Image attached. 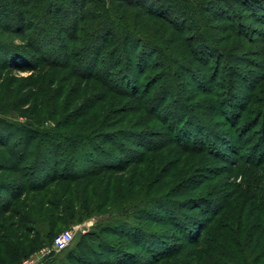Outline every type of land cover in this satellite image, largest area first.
I'll return each mask as SVG.
<instances>
[{
  "label": "trees",
  "instance_id": "trees-1",
  "mask_svg": "<svg viewBox=\"0 0 264 264\" xmlns=\"http://www.w3.org/2000/svg\"><path fill=\"white\" fill-rule=\"evenodd\" d=\"M64 1L66 8L54 4L60 3L59 0H54V3L15 0L13 6L4 9L6 18L0 25L20 27L19 23L23 24L25 20L23 9L26 5L38 11L40 17L44 16L45 10L55 9L54 18L58 21L64 9L67 17L61 24L60 34L51 35L43 28L42 34L49 40L36 41V49L48 58L53 53L50 57L56 59L57 52L65 47L67 51L61 53L66 60L64 64L71 69L75 62L74 51H77L71 42L82 41L77 35L79 24L87 21L82 57L77 60L78 68L73 67L76 72L81 71V77L76 81L77 99H80L81 106L75 110V116L69 117L72 121L82 117L79 125H89V131L69 132V135L55 132L43 136L32 122L26 121L23 125H16L24 131L22 146L25 150L30 149L37 137L48 136L55 140L56 145L65 147L68 155L71 147L77 143L82 145L84 140L76 142L77 138L87 137L91 149L83 148L81 152L91 161V157L96 155L94 151H98L105 159L101 167L105 170L135 162L150 151L157 152V157L152 156V159H156L160 166L153 170V179L159 180L158 183L174 161L188 165L190 160L184 153L195 155L190 156L194 164L191 172L201 169L202 181H211L204 180L211 178L203 175L207 168L196 163L204 159L209 162L212 157L224 165L214 166L216 169L230 170L234 175L243 173L242 180L233 181L232 196L227 192L217 200L213 196L198 195L200 200L192 201V197H185L190 187L171 185L166 193L154 197L153 202L144 199L135 205L136 217L130 214L125 220H110L108 228L116 232L128 222L131 232L120 233L119 237H125L137 249L144 251L142 255L122 246L119 241L100 238L94 231L86 237L90 240L98 237L100 241L93 242L91 247L87 245V251L84 245V256L80 250H73L66 259L76 264H264V180H257L260 174L258 169L254 170V167L264 165V104L256 110L248 109L255 90L259 89L258 84L264 81V48L257 49L256 60L248 61L252 68L242 66L240 60L235 63L228 61L227 53L230 47H237L234 51L243 47L239 41L230 44L229 36L246 35L245 25L239 23L241 16L233 5L241 4L244 10L251 11L255 21L262 25L259 31L264 38V0H151L152 6H147L144 0H116L117 5L113 0ZM92 1L94 4L90 3ZM73 3L82 10L80 14H71ZM213 23L219 25L217 34L228 32L229 35L214 36ZM255 31L252 30L253 33ZM22 33L25 35L26 29H22ZM116 51L117 56L114 55ZM156 52L162 53V65L158 69L165 67V70L155 73L153 80L141 83L149 70L157 69L149 64ZM101 60L109 63L110 67L98 66ZM193 62L197 65H192ZM223 64L224 69L221 68ZM181 71L189 73L193 88H189L188 83L174 84L173 80L179 78ZM82 81L88 83L81 84ZM170 82L173 86L169 85ZM99 89L101 92L97 94L95 91ZM98 101L105 105L96 107ZM2 124L4 121L0 118V126ZM128 138L134 141L135 148L128 143ZM105 144L110 145L113 151ZM7 155L14 163L10 167H0V170L18 176L24 174L20 165L29 157L28 153L11 151ZM0 156L6 159V155ZM40 168L36 166L34 172L23 176L21 181L0 179V214L10 211L13 201L29 188L32 178L41 173ZM184 175L185 178L190 176ZM207 185L206 189L211 191L202 188L203 192L210 194L215 191L216 184ZM161 203L171 224L165 219L154 218L153 222L171 225L176 231L173 236L153 231L138 222L139 218L152 221L146 215ZM198 209L206 212L208 217L203 218L201 212H196ZM20 231L23 233L12 224L10 234L0 236V264H15L24 253L17 246L18 241L30 230L26 229L23 234ZM28 242L33 243L30 239ZM96 246L99 247L97 251L93 250ZM90 250L97 260L87 256ZM105 253H109L106 259ZM112 256L114 262L108 259ZM51 264L57 263L52 261ZM59 264L67 263L59 260Z\"/></svg>",
  "mask_w": 264,
  "mask_h": 264
},
{
  "label": "rangeland",
  "instance_id": "rangeland-1",
  "mask_svg": "<svg viewBox=\"0 0 264 264\" xmlns=\"http://www.w3.org/2000/svg\"><path fill=\"white\" fill-rule=\"evenodd\" d=\"M14 1H0V22L6 18L3 13L4 9L13 6ZM49 1L52 3L54 0H43L44 3H49ZM59 1L60 3H53L56 6H61L60 8H66L65 1ZM113 1L114 4H118L116 0ZM144 1L148 4L147 6H152L153 0ZM90 3L94 4V1ZM243 7L238 3L233 5V9L241 16L238 19L239 23L245 25L244 30L246 32L244 31V34L246 35L237 32L240 36H236L235 38L228 37L231 40L230 44L239 41L243 44V47L241 46V49L239 47L238 51L233 50L237 47H230L231 49L227 53L228 61L235 63L240 60L242 66H249L248 61H254L258 57L256 56V53L259 52L257 49L259 47L264 48V38H261L259 31L262 25L255 21L256 19L250 10H244ZM24 11L26 12V16L23 24L19 23L20 27L11 28V26L3 23L0 25V118L4 121V124L0 126V155H6L5 160L0 156V167H10L14 163L7 155L11 151H18L19 153L25 151L29 155L20 165L24 174L18 176L6 170H0V179L21 181L26 174L30 176L36 166L41 167L40 176L32 178L29 188L13 201L9 207L10 211L0 214V236L6 233L9 235L12 224L19 227V230L22 229L23 233L26 229L30 230L28 234L18 241L17 246L24 253L21 254L15 264H22L28 258L39 255H42L41 264H51L52 261L59 264V260H61V263L65 261L67 264L68 262L69 264H76L73 260H67L66 255L73 250L76 252L80 250L81 255L84 256V245H86L84 248L87 251L89 249L87 245L91 247L93 242L97 243L100 241L98 237L91 240L86 237L87 234L94 231L97 232L96 236L100 235V238H104L105 240L110 238L117 242L119 241L122 246L125 245L129 247L128 249L136 250L138 254L142 255L144 251L137 249L125 237H119L120 233L125 232L129 234L131 232L128 222H126L127 225L125 224L121 227L120 231L116 232L108 228L110 220L114 218V220H125L130 214L135 215V212H137L135 205L139 202L142 203L144 199L149 202L152 201L154 197L160 196L164 192L166 193L171 185L173 187H177L178 185H183L186 188L190 187L191 190L188 191L185 197H192V201L194 199L200 200L198 199L200 198L198 195L204 197L213 196L218 200L227 192L231 196L234 194L233 181L239 182V180H242L241 176L243 173L238 172L237 175H234L230 170L225 172V170L216 169L214 166L223 167L224 165L213 157L209 162L204 159L198 160L196 163L198 166L207 168L203 175H209L211 179L204 180L211 181H202L201 169L191 172V166L194 164L190 156L193 154L184 153L186 158L190 160L188 165H185V162L176 164L174 161L172 165L168 166V170L164 171V175L160 178L162 181L158 183L159 180L153 179V170L155 171L160 167L156 159H152V156H155L157 153L155 151L143 154L135 162L123 163L111 170H105L101 168L105 159L99 155L98 151H94L96 155L91 157V161L88 160L87 156L84 157L85 153L81 152L83 148L91 149L90 146L92 145L87 141V137H79L75 140L76 142L84 141L82 145L77 143L76 146L71 147L70 155L65 154L66 148L62 145H56L52 137H43L48 133H52V135L53 133L56 134L55 132L69 135V132L89 131V125H79L82 117H77L73 121L69 117L70 115L75 116V110L81 106L80 99H77L78 84L76 83L79 77H81V71L78 70L76 72L74 68H78L79 63H77V60L82 57L81 46L88 30V23L85 20L79 24L77 35L82 41L71 42V46L76 47L77 51H74L75 62L72 63L70 69L68 68L70 67L69 65L64 64L66 60L61 53L62 51H67L65 47H62L57 52L56 59L50 57V55L53 56V53H50L48 58L43 56L40 50L36 49L38 48L36 41L49 40L44 33L42 34V30L47 29L45 32H49L51 35L55 33L60 34L61 24L66 21L67 17L65 10L62 9L63 16L59 18V21L54 18L56 15L55 9L50 12L45 10L42 17L38 16V11L32 10L30 5H26L23 9ZM226 11L228 12V10ZM81 12L82 10H79V6L75 7L74 3L73 5L71 4L72 15L80 14ZM120 12L123 11L121 10ZM168 14L170 15L171 13L168 11ZM175 17L177 18V16ZM215 24L213 23L215 27L212 30L214 31L212 33L214 36L219 31L217 30V26L219 25ZM22 29H26L25 35H23ZM252 30H256L257 32L253 33ZM218 34L216 35L217 38L229 35L228 32ZM66 42L65 40L64 43ZM51 43L53 42L51 41ZM161 54V52H156V55L151 58L149 64L158 69L162 65L160 63ZM114 55L117 56L118 51ZM177 59H180V57ZM193 64L197 65V62H193ZM115 65L116 63L112 67ZM98 66L110 67L109 63L105 64L104 60H101ZM224 67L223 64L221 68L224 69ZM210 68L213 67L211 66ZM157 69L149 70L144 75L141 83L147 79L153 80L155 73L163 72L165 67H163V70L158 69L162 71H158ZM74 73H77V75H73ZM173 82L177 85L188 83L189 88H193L190 75L185 71H181L179 78L174 79ZM86 83L88 81L81 82V84ZM171 84L172 82L169 85L173 86ZM258 86L259 89L255 90L252 103L248 107L249 110H256L264 104V81L260 82ZM240 87L244 88L243 86ZM95 92L100 94L101 91L99 89ZM103 105H105L104 102L98 101L96 107L100 108ZM26 121L32 122L37 131L40 134L43 133V136L37 137L32 141L33 144L27 150L22 146L25 139L24 131L16 126L17 124L23 125ZM128 141L131 146H135L133 144L134 141L131 142L129 138ZM107 144H105V147L110 148V145ZM149 144L151 143L149 142ZM174 149L178 150L176 147ZM110 150L113 151L112 148ZM211 168H215L216 170H212ZM254 168L256 171L258 169L257 173L260 174V178H257V180H264V165ZM184 174H189L190 176L185 178L186 175ZM210 183L216 184L214 187L215 191L208 194L206 191L209 192L211 190H209L210 188H206H208L207 184L210 185ZM136 186L138 187L136 188ZM202 188L206 191L203 192ZM9 197L7 195V198ZM163 208L164 204L161 203L156 208L148 209L149 215L147 214L146 216L148 219H152V221L140 220L139 218L138 222L140 225L151 228L153 231L159 233L165 232L173 236L176 234V231L171 225H160L153 222L154 218H156L165 219L171 224ZM196 212L200 213L201 211L198 209ZM200 214L203 218L208 217V214L204 211ZM137 218L134 220L135 223L137 222ZM65 230L74 231L73 239L65 249L56 252L52 248V237ZM20 232L22 233V231ZM18 235L22 237L20 233ZM29 239L33 243H29ZM99 247L101 248V244ZM99 247L96 246L93 250L97 251ZM98 252L95 253L97 254ZM107 254L109 253L103 255L105 256L104 259L107 258ZM87 256L93 258V260H97V256L91 250ZM108 259L114 262L113 256ZM160 264H165V262Z\"/></svg>",
  "mask_w": 264,
  "mask_h": 264
},
{
  "label": "built area",
  "instance_id": "built-area-1",
  "mask_svg": "<svg viewBox=\"0 0 264 264\" xmlns=\"http://www.w3.org/2000/svg\"><path fill=\"white\" fill-rule=\"evenodd\" d=\"M74 235L73 230H65L58 234L52 242V248L54 251L59 252L65 249L72 241ZM42 255L33 256L23 261L22 264H41Z\"/></svg>",
  "mask_w": 264,
  "mask_h": 264
}]
</instances>
